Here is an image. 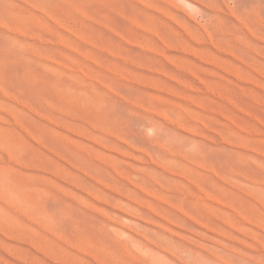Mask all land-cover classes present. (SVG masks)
<instances>
[{"label":"rangeland","instance_id":"obj_1","mask_svg":"<svg viewBox=\"0 0 264 264\" xmlns=\"http://www.w3.org/2000/svg\"><path fill=\"white\" fill-rule=\"evenodd\" d=\"M0 264H264V0H0Z\"/></svg>","mask_w":264,"mask_h":264},{"label":"bare ground","instance_id":"obj_2","mask_svg":"<svg viewBox=\"0 0 264 264\" xmlns=\"http://www.w3.org/2000/svg\"><path fill=\"white\" fill-rule=\"evenodd\" d=\"M65 7V6H64ZM9 30V29H8ZM13 33V32H12ZM15 35V34H14ZM28 36V35H27ZM25 37H26V35H25ZM57 45V44H56ZM3 194V193H2ZM13 198V197H12Z\"/></svg>","mask_w":264,"mask_h":264}]
</instances>
